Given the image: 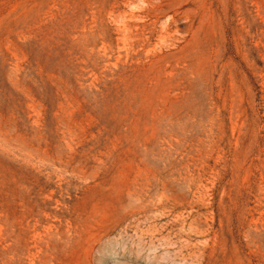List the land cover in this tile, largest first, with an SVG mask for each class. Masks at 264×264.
Segmentation results:
<instances>
[{"label":"rangeland","instance_id":"obj_1","mask_svg":"<svg viewBox=\"0 0 264 264\" xmlns=\"http://www.w3.org/2000/svg\"><path fill=\"white\" fill-rule=\"evenodd\" d=\"M0 264H264V0H0Z\"/></svg>","mask_w":264,"mask_h":264}]
</instances>
